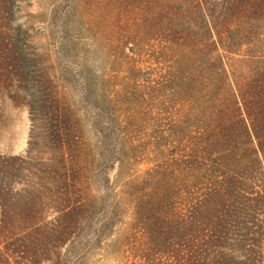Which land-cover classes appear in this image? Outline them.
<instances>
[{"label": "rangeland", "instance_id": "obj_1", "mask_svg": "<svg viewBox=\"0 0 264 264\" xmlns=\"http://www.w3.org/2000/svg\"><path fill=\"white\" fill-rule=\"evenodd\" d=\"M205 2V18L221 17ZM144 8L137 16L115 0H0V156L24 158L30 142L54 146L39 141L54 106L43 102L48 94L72 116L82 149L102 156L91 192L119 213L101 241L63 250L64 264H184L191 251L209 254L198 242L210 234L201 205L234 176L200 149L217 131V113L233 108L243 56L216 48L209 61L206 41L168 28L175 12ZM241 180L251 199L262 198L245 217H228L227 235L209 248L229 264H264L253 236L264 232V181Z\"/></svg>", "mask_w": 264, "mask_h": 264}, {"label": "trees", "instance_id": "obj_2", "mask_svg": "<svg viewBox=\"0 0 264 264\" xmlns=\"http://www.w3.org/2000/svg\"><path fill=\"white\" fill-rule=\"evenodd\" d=\"M115 1L137 16L139 10L145 15V6L159 8L161 15L168 10L175 12L176 16L167 22L168 28L176 35L206 41L209 61L216 48L243 56L238 61L233 108L230 110L225 104L217 113L212 128L217 131L200 149L234 176L226 179L222 191H214L201 205L199 222L210 234L207 239L198 238V242L209 249V254L191 251L190 258L184 261V264H229L228 258L213 254L209 243H215V237L220 241L227 235L228 217H245L262 198L258 195L251 199L241 179L264 181V39L261 40L264 0H214L221 14L215 18L203 16L205 0H171L166 5L163 0ZM179 14L194 16L184 21L177 18ZM49 99L44 94L43 102L54 106L46 114L47 134L39 141L54 146L38 148L30 142L24 158L0 156V264H64L63 250L81 253L87 244L107 237L111 224L119 217L117 211L107 209V196H94L91 192L95 167L102 156L82 149L74 133L72 116L58 101ZM33 153L35 159L31 157ZM47 153L52 156L48 162ZM32 160L35 172L24 177L23 170ZM245 163L253 164L255 170L242 167ZM236 164L240 166L238 169ZM49 209H54L53 213ZM164 225L161 223L158 229ZM153 231L157 228L145 227V232ZM253 236L256 246L264 251V232L257 230ZM74 244L79 245L73 252ZM156 248L163 254L170 252L164 243Z\"/></svg>", "mask_w": 264, "mask_h": 264}]
</instances>
